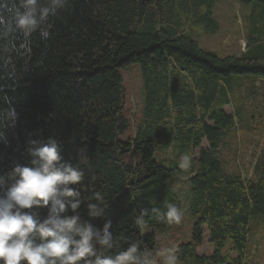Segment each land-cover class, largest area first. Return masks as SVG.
<instances>
[{
	"label": "trees",
	"instance_id": "1",
	"mask_svg": "<svg viewBox=\"0 0 264 264\" xmlns=\"http://www.w3.org/2000/svg\"><path fill=\"white\" fill-rule=\"evenodd\" d=\"M216 1L71 0L50 17L47 40L33 34L30 49L19 46L18 36L0 41V131L6 136L0 175L30 164V140L54 137L62 160L84 170L81 184L71 185L81 192V218L100 229L112 221L115 246L109 253L135 242L152 264H163L157 233L168 224L151 209L175 204L167 183L182 169L163 155L157 160V152L172 142L201 148L189 177L188 206L197 220L191 242L178 247V261L250 264L253 230L264 228V219L255 220L264 215V144L247 177L229 172L219 150L239 124L237 114L225 110L232 102L230 77L264 78V0H242L251 12L239 56H219L195 39L218 31ZM131 64L142 68L144 105L135 137L125 139L121 69ZM9 109H15L14 123L6 120ZM96 191L105 197V212L93 218L87 205L95 201L87 197ZM141 208L149 209L143 229L134 223ZM36 211L43 219L48 207ZM206 231L211 255L198 252Z\"/></svg>",
	"mask_w": 264,
	"mask_h": 264
},
{
	"label": "clouds",
	"instance_id": "2",
	"mask_svg": "<svg viewBox=\"0 0 264 264\" xmlns=\"http://www.w3.org/2000/svg\"><path fill=\"white\" fill-rule=\"evenodd\" d=\"M70 4L71 0H0V41L18 36L19 46L30 49L33 34L47 40L54 26L50 17ZM15 119V109L6 110V120L14 123ZM0 141L6 142L3 131ZM27 151L32 157L29 165L16 164L0 175V264H152L149 254L141 253L135 242L114 255L109 253L115 246L110 219L100 229L81 218V192L71 185L81 184L85 173L62 160L57 139L30 140ZM190 165L189 155L179 157L180 169ZM87 199L95 201L88 203V215L103 216L104 195L96 191ZM41 207H48L43 219L36 211ZM166 208H152L151 212L167 224L180 223V209L171 203ZM148 215L149 209L141 208L135 225L143 229ZM175 251L168 248L156 255L164 256L165 264H177Z\"/></svg>",
	"mask_w": 264,
	"mask_h": 264
},
{
	"label": "rangeland",
	"instance_id": "3",
	"mask_svg": "<svg viewBox=\"0 0 264 264\" xmlns=\"http://www.w3.org/2000/svg\"><path fill=\"white\" fill-rule=\"evenodd\" d=\"M214 18L219 28L215 33H207L196 37L200 47L219 56H239L244 50L246 39V22L251 7L242 0H217L212 8ZM123 84L126 89V103L124 115L129 127L123 138L133 139L140 126L144 105V85L140 64H131L121 69ZM233 88L232 102L225 106V110L237 114L239 124L231 129L228 138L219 150V155L229 172L241 171L247 177L251 175L252 167L260 155L264 144V78L254 75H234L229 79ZM242 83V84H241ZM239 92V93H238ZM206 142L202 147H206ZM201 148L190 151L180 144L171 143L164 152H157V160L168 158L178 164L181 155H189L195 161ZM132 154L128 159L134 160ZM163 155V156H161ZM191 165L187 170L167 183L172 196L175 197V206L182 212L180 223L168 224L166 229L157 233V250L163 251L174 248L177 255L178 247L192 240V229L197 216L189 211ZM264 215H258L255 220H263ZM203 245L198 249L199 254L211 255L213 247L208 241V232H205ZM252 247L248 252L250 264H264V228L258 226L253 230L251 237ZM159 259L165 264L164 256ZM177 264H181L177 260Z\"/></svg>",
	"mask_w": 264,
	"mask_h": 264
}]
</instances>
